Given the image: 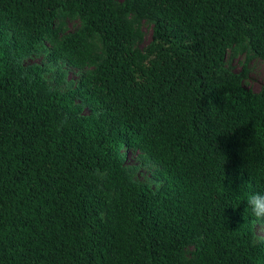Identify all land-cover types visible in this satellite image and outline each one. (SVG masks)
Segmentation results:
<instances>
[{
  "label": "trees",
  "instance_id": "16d2710c",
  "mask_svg": "<svg viewBox=\"0 0 264 264\" xmlns=\"http://www.w3.org/2000/svg\"><path fill=\"white\" fill-rule=\"evenodd\" d=\"M245 51L264 59V0H0V264H264Z\"/></svg>",
  "mask_w": 264,
  "mask_h": 264
},
{
  "label": "rangeland",
  "instance_id": "374dc122",
  "mask_svg": "<svg viewBox=\"0 0 264 264\" xmlns=\"http://www.w3.org/2000/svg\"><path fill=\"white\" fill-rule=\"evenodd\" d=\"M79 26V21L75 19H70L68 21V27L71 30L76 29ZM142 29L144 31L143 36V45L147 44L152 38L153 32V24L144 22L142 24ZM46 53L44 51L35 53L23 60L25 65H29L32 63H43L45 61ZM228 65L232 70L240 72L243 71L244 66L246 65L247 69V78L245 80L244 85L247 88L252 89L255 92H259L262 89L264 84V59L260 56L256 55L254 52H239L236 56L228 59ZM50 70L47 71L46 75L49 78L55 79L57 78V69L61 68L62 70H66L65 83L66 85H74L77 83V79L79 78L82 70L70 66L68 64L59 63H50ZM70 82V83H69ZM86 112H89V109L86 108ZM129 163L134 164L138 167L136 172V176L140 179H150L152 180V172L156 168V165L152 163H145L142 159L138 158H130ZM256 232L261 237H264V225L261 223H256Z\"/></svg>",
  "mask_w": 264,
  "mask_h": 264
},
{
  "label": "clouds",
  "instance_id": "9594fccd",
  "mask_svg": "<svg viewBox=\"0 0 264 264\" xmlns=\"http://www.w3.org/2000/svg\"><path fill=\"white\" fill-rule=\"evenodd\" d=\"M97 48L100 47L98 39L90 41ZM247 207L250 209L252 217L258 222L264 225V191H257L250 193L247 196Z\"/></svg>",
  "mask_w": 264,
  "mask_h": 264
}]
</instances>
